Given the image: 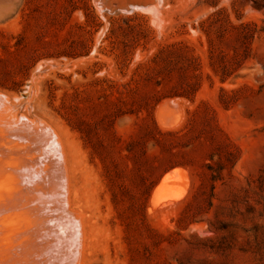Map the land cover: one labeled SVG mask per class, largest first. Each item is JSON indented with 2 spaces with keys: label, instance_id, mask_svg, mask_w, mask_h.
Returning <instances> with one entry per match:
<instances>
[{
  "label": "rangeland",
  "instance_id": "1",
  "mask_svg": "<svg viewBox=\"0 0 264 264\" xmlns=\"http://www.w3.org/2000/svg\"><path fill=\"white\" fill-rule=\"evenodd\" d=\"M0 129L74 223L40 247L264 264V0H0Z\"/></svg>",
  "mask_w": 264,
  "mask_h": 264
},
{
  "label": "bare ground",
  "instance_id": "2",
  "mask_svg": "<svg viewBox=\"0 0 264 264\" xmlns=\"http://www.w3.org/2000/svg\"><path fill=\"white\" fill-rule=\"evenodd\" d=\"M5 136L8 137L9 135L8 136L5 135ZM22 139H24V137H22ZM4 142L5 141L2 140L1 138L0 139V156L4 157V160H2L4 162V165H1V160H0V264H52V263L75 264V259L77 257V249H78L77 247H73V246L72 247H60V246L56 247V244L54 243H58L57 239L55 242L53 241L54 243L52 242L53 244L51 243L52 245L55 246V248H53L51 244H49V246H46V247L45 245L44 247H40V245H38L37 243L38 241L36 239L37 237H35L33 235L34 232L32 233L31 231L32 229L33 230L35 229H39V230L47 229L48 230L49 228L53 226L49 219V216L47 217L46 215V212L48 211L49 213L51 212L50 214L52 217L50 216V218L54 217V219L57 220V217H58L59 219H61L60 220L61 222L59 221V219L57 221V222H60V224H56V225L54 224L56 223V221L53 219L54 220L53 224L55 227L57 225L58 226L61 225V226H64L65 228L68 227L69 229L74 226L73 225L74 223L71 217L69 216V213H67L66 209H64L66 206L63 205L64 204L63 200L60 197L61 194L57 195V193H55L53 189L54 188L53 184L49 186L47 184L48 182L46 183L45 182L46 180L44 181L47 172L48 171L50 172L54 168L51 167L52 168L51 169L49 167L51 170L47 169V166L49 164H45L46 169L42 168L38 165V162L35 161V159H27L25 158L26 156L25 157L21 156L18 153L19 151L18 152L8 151L5 148V146H8V145H4ZM35 151H38V150H35ZM60 164L62 163L60 162L59 166ZM55 166L56 165H54V167ZM61 168L63 167H60V169ZM52 172L54 171H51V173ZM177 172H178V169L175 168L173 170H170V172L163 175L159 184L156 186L152 194L153 196L151 199L154 205L161 204V200L163 201V199H160V198H163V197L159 196L160 189H163L162 187H164V185H166V183L171 178L174 177L173 174L174 173L177 174ZM58 174L59 173L57 172V175ZM51 179H52V176L50 179L48 177V180H51ZM56 179L55 180L53 179L54 181L52 180L51 181L55 182ZM60 190H62L61 187H60ZM183 190L179 195L176 194L178 195L176 197H174L172 194V198L174 197L175 199L176 198L179 199V197H181L185 192V189ZM51 203H54V204L57 203L59 207L58 208L50 207ZM54 204L53 205L51 204V206H55ZM62 228L63 227H61V229ZM56 230L58 231L57 227H56ZM75 231H72V233ZM39 232L40 231H38V233ZM63 232L65 235V231ZM53 234L57 236L56 232ZM38 235L39 234H37V236ZM58 235L59 237H62L60 232ZM73 236H70L69 240L70 239L73 240L74 238ZM51 239L53 240L54 238H51ZM48 240H49V237H48ZM61 241L65 242V240H62V238H61ZM17 243L20 244L21 247L19 245H16ZM22 245H24V247H22ZM50 245L52 246L53 249H51ZM58 245H60V242ZM41 254L46 255L47 259L46 260L42 259L40 257Z\"/></svg>",
  "mask_w": 264,
  "mask_h": 264
}]
</instances>
